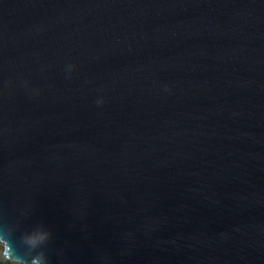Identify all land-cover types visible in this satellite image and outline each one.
<instances>
[{
  "label": "water",
  "instance_id": "water-1",
  "mask_svg": "<svg viewBox=\"0 0 264 264\" xmlns=\"http://www.w3.org/2000/svg\"><path fill=\"white\" fill-rule=\"evenodd\" d=\"M41 224L49 264H264V0H0V225Z\"/></svg>",
  "mask_w": 264,
  "mask_h": 264
},
{
  "label": "clouds",
  "instance_id": "clouds-1",
  "mask_svg": "<svg viewBox=\"0 0 264 264\" xmlns=\"http://www.w3.org/2000/svg\"><path fill=\"white\" fill-rule=\"evenodd\" d=\"M75 68V63H66L63 67L65 78H71ZM24 86L29 88L32 96L40 95L41 90L38 87L29 86L27 81L24 82ZM163 92H171V85L165 84ZM94 103L97 106L103 105L105 103L104 96H98ZM51 239V230L42 224L24 232L20 241L26 247L27 252L21 255L13 247L12 230L7 226L0 225V264H49L45 246Z\"/></svg>",
  "mask_w": 264,
  "mask_h": 264
}]
</instances>
